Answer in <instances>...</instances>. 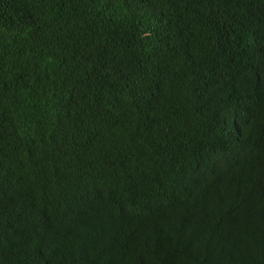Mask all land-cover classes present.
Here are the masks:
<instances>
[{
	"label": "trees",
	"instance_id": "obj_1",
	"mask_svg": "<svg viewBox=\"0 0 264 264\" xmlns=\"http://www.w3.org/2000/svg\"><path fill=\"white\" fill-rule=\"evenodd\" d=\"M0 264H264V0H0Z\"/></svg>",
	"mask_w": 264,
	"mask_h": 264
}]
</instances>
